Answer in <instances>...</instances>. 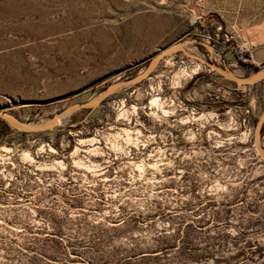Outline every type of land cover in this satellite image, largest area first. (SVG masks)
I'll use <instances>...</instances> for the list:
<instances>
[{"label":"rangeland","instance_id":"374dc122","mask_svg":"<svg viewBox=\"0 0 264 264\" xmlns=\"http://www.w3.org/2000/svg\"><path fill=\"white\" fill-rule=\"evenodd\" d=\"M179 39L248 76L264 0H0V110L41 123ZM263 108L178 51L51 131L0 122V264H264Z\"/></svg>","mask_w":264,"mask_h":264},{"label":"water","instance_id":"95a60500","mask_svg":"<svg viewBox=\"0 0 264 264\" xmlns=\"http://www.w3.org/2000/svg\"><path fill=\"white\" fill-rule=\"evenodd\" d=\"M191 43L200 44L204 46L207 50L212 51L209 45L199 40L179 39L165 47H162L157 52H155L151 57L147 59V65L132 77L110 83L94 98L88 99L83 102H73L68 106H66L62 111L55 113L53 116H51L50 118H48L47 120L41 123H29L22 121L13 114L3 110H0V119L3 120L8 125L22 132L36 133V132L51 131L57 126H59L64 121V119L67 116H69L71 113L81 109L92 110L98 105H100L106 98H108L116 90L135 85L141 82L142 80L146 79L164 57L178 51H181L187 57L196 59L197 61L208 67L210 70L218 73L221 77L237 84L251 85L264 78V76L262 75L264 71V66H259L255 68L254 72L248 76H241L238 74H234L225 65H219L216 62L208 60L197 54L187 52L184 49V46ZM263 123H264V108L259 113L252 131L253 148L256 154L262 160H264V146L261 141V127Z\"/></svg>","mask_w":264,"mask_h":264},{"label":"bare ground","instance_id":"6f19581e","mask_svg":"<svg viewBox=\"0 0 264 264\" xmlns=\"http://www.w3.org/2000/svg\"><path fill=\"white\" fill-rule=\"evenodd\" d=\"M187 45H185L184 46V49L187 51V52H189V51H196V50H194V49H189V48H187L186 47ZM190 53V52H189ZM194 54H197V53H194ZM170 55V54H169ZM197 55H199V54H197ZM198 68H199V65H198V63H197V65H196V67H194V68H192V70H191V72L192 73H196L197 72V70H198ZM230 70V69H229ZM232 71V70H231ZM232 73H234V74H237L236 72H234V71H232ZM263 76H264V71H263V74H262Z\"/></svg>","mask_w":264,"mask_h":264},{"label":"trees","instance_id":"16d2710c","mask_svg":"<svg viewBox=\"0 0 264 264\" xmlns=\"http://www.w3.org/2000/svg\"><path fill=\"white\" fill-rule=\"evenodd\" d=\"M259 67V66H258ZM257 68V67H255ZM83 111H89V109H82ZM0 122H2L6 127H9V125L7 123H5L3 120L0 119ZM263 133V126L261 127V135Z\"/></svg>","mask_w":264,"mask_h":264},{"label":"crops","instance_id":"0c3cea01","mask_svg":"<svg viewBox=\"0 0 264 264\" xmlns=\"http://www.w3.org/2000/svg\"><path fill=\"white\" fill-rule=\"evenodd\" d=\"M262 126H263V131H264V123H263V125H262Z\"/></svg>","mask_w":264,"mask_h":264}]
</instances>
